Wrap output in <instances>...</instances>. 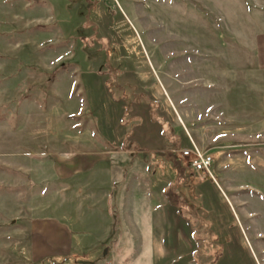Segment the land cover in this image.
Listing matches in <instances>:
<instances>
[{
  "label": "rangeland",
  "instance_id": "obj_1",
  "mask_svg": "<svg viewBox=\"0 0 264 264\" xmlns=\"http://www.w3.org/2000/svg\"><path fill=\"white\" fill-rule=\"evenodd\" d=\"M255 1L0 0V153L16 157H0V264L64 262L39 250L60 218L78 259L106 242L109 264L134 260L120 231L101 237L71 221L84 210L69 191L59 206L53 168L64 156L107 165V152L149 145L134 139L155 133L137 127L143 117L212 159L211 179L166 174L164 156L135 155L189 220L193 256L209 263L219 234L240 230L247 242L248 229L262 233L264 264V71L247 29ZM113 212L110 226H122Z\"/></svg>",
  "mask_w": 264,
  "mask_h": 264
},
{
  "label": "crops",
  "instance_id": "obj_2",
  "mask_svg": "<svg viewBox=\"0 0 264 264\" xmlns=\"http://www.w3.org/2000/svg\"><path fill=\"white\" fill-rule=\"evenodd\" d=\"M255 2L257 3L253 4V11L251 9L247 11V29L252 37L251 50L252 58L256 63L255 67L264 71V0ZM145 125L150 130L154 128L153 132L155 133H150L145 137H142L141 134L136 135L134 139L140 144L145 141L149 145H140L137 151L107 152L104 154L109 158L107 165L99 166L100 162L94 160L78 161L77 157L74 160L67 156L58 158L59 163H56L53 168V181L60 194L58 195L61 201L59 206H63V192L69 191L70 200L73 203L75 201L77 210H84L81 213V219L79 214L71 215V218L73 217L71 221H75L78 228L84 225L83 222L92 224L94 230L101 232V237H110L112 228H115L112 232L120 231V235L125 239V245H123L125 247L132 246L135 254L134 260L130 263L126 262V264H260L261 250L256 246V238L260 237L262 233L257 235L248 229L247 242L244 241L240 230L235 231L233 236L219 234L225 242H220L219 248L215 250V260H210L209 263L204 260L207 259V256L203 260L200 258L199 251L197 259L193 256L196 247L192 239L194 233L189 220L183 216L179 207L178 209L174 208L179 203L169 198L170 196L165 191L166 188H163L164 186L160 188L162 184L153 180L152 173L151 179L146 178L145 175L150 171L149 167L135 157V155L138 156L145 152L164 156L165 162L172 164L171 169L166 166V174H174L175 171L180 172L183 176L195 174L196 172L187 166L186 159L182 158L179 153L180 150L191 148V145L189 148L180 147V141L176 136L164 137L161 127L156 131L154 126L157 124L146 121L143 117L142 124L137 127L142 128ZM177 156L179 158H176ZM0 157L16 158L15 153L9 151L0 153ZM128 157L137 160L127 162L126 158ZM11 164L13 167L19 165L14 161ZM31 173L36 175L42 171L36 168ZM113 187H115L114 192ZM68 196L66 195V202ZM159 197H162L161 201L158 199ZM179 200L182 202L180 205H185L182 199ZM114 207L117 210L116 218L118 217V220L122 222L120 227L110 226V218L115 217L111 215V209L114 214ZM63 219L60 218L54 224L52 235L54 241L51 243V237L45 244L39 241V250L41 246L42 250L45 246L50 248L49 252L55 253L54 256L64 260L61 264H109L108 258L111 251L106 242L101 243L100 246L98 244L93 247H90L91 245L85 247H90L86 251L91 254V259L88 261L82 260L85 259L84 255L78 259L71 252L72 235L63 223ZM252 241L256 243L254 247ZM162 246L168 249L166 255L154 256V253L161 252L160 247ZM173 250L174 252H169ZM171 253L172 255L169 256ZM156 258L159 261L156 262ZM73 259H78V261L76 263L69 262Z\"/></svg>",
  "mask_w": 264,
  "mask_h": 264
},
{
  "label": "built area",
  "instance_id": "obj_3",
  "mask_svg": "<svg viewBox=\"0 0 264 264\" xmlns=\"http://www.w3.org/2000/svg\"><path fill=\"white\" fill-rule=\"evenodd\" d=\"M182 158L186 159L187 166L195 172H202L212 179L211 163L212 159L209 155L200 153L194 147L191 150L183 149L179 151Z\"/></svg>",
  "mask_w": 264,
  "mask_h": 264
},
{
  "label": "trees",
  "instance_id": "obj_4",
  "mask_svg": "<svg viewBox=\"0 0 264 264\" xmlns=\"http://www.w3.org/2000/svg\"><path fill=\"white\" fill-rule=\"evenodd\" d=\"M177 147V146H176Z\"/></svg>",
  "mask_w": 264,
  "mask_h": 264
}]
</instances>
